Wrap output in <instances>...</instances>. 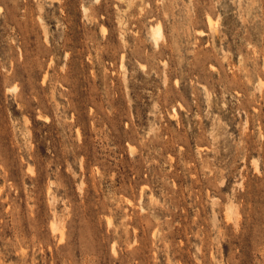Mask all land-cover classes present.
Listing matches in <instances>:
<instances>
[{
	"label": "rangeland",
	"instance_id": "obj_1",
	"mask_svg": "<svg viewBox=\"0 0 264 264\" xmlns=\"http://www.w3.org/2000/svg\"><path fill=\"white\" fill-rule=\"evenodd\" d=\"M0 264H264V0H0Z\"/></svg>",
	"mask_w": 264,
	"mask_h": 264
},
{
	"label": "bare ground",
	"instance_id": "obj_2",
	"mask_svg": "<svg viewBox=\"0 0 264 264\" xmlns=\"http://www.w3.org/2000/svg\"><path fill=\"white\" fill-rule=\"evenodd\" d=\"M120 1H123V0H120ZM133 2H134V0H132ZM130 2V1H129ZM141 2V1H140ZM128 6H129V3H128ZM210 21H211V19H210ZM151 31V30H150ZM151 33V32H150ZM162 35V26L160 25V23L159 24H157L154 28H153V35H151V36H154V38L155 39H152L153 40V42H154V44H155V42L157 43V41H155V40H159L160 38H162V37H160ZM160 37V38H159ZM159 42V41H158ZM156 45V44H155ZM133 149V148H132ZM133 151V150H132Z\"/></svg>",
	"mask_w": 264,
	"mask_h": 264
}]
</instances>
